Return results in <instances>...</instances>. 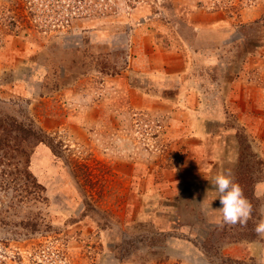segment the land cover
Listing matches in <instances>:
<instances>
[{"label": "rangeland", "instance_id": "374dc122", "mask_svg": "<svg viewBox=\"0 0 264 264\" xmlns=\"http://www.w3.org/2000/svg\"><path fill=\"white\" fill-rule=\"evenodd\" d=\"M261 218L264 0H0V264H264Z\"/></svg>", "mask_w": 264, "mask_h": 264}, {"label": "clouds", "instance_id": "9594fccd", "mask_svg": "<svg viewBox=\"0 0 264 264\" xmlns=\"http://www.w3.org/2000/svg\"><path fill=\"white\" fill-rule=\"evenodd\" d=\"M215 199H218L221 207L212 210L219 213L223 223L246 225L251 219L252 205L243 194V190L230 173L218 172L212 178ZM255 232L264 236V218L255 222Z\"/></svg>", "mask_w": 264, "mask_h": 264}, {"label": "trees", "instance_id": "16d2710c", "mask_svg": "<svg viewBox=\"0 0 264 264\" xmlns=\"http://www.w3.org/2000/svg\"><path fill=\"white\" fill-rule=\"evenodd\" d=\"M26 138H27V137H26ZM32 142H35V143H36V138H35ZM240 180H241V182L244 184V186L242 187L243 194L248 195V197H252V193H251L252 191L250 190L249 187H250V186L252 185V183L254 182V181H253V178L245 176L244 178H241ZM248 221H250V220H248ZM251 228H252V227H251ZM248 230H249V229H248ZM248 234H249V235H248ZM247 235H248V237H250V239H252V238H255L256 233H252V231H251V232L248 231Z\"/></svg>", "mask_w": 264, "mask_h": 264}]
</instances>
